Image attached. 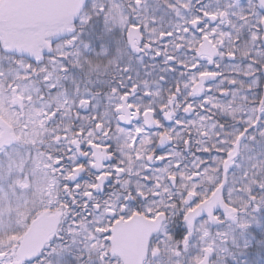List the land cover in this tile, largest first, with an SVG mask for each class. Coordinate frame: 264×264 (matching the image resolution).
Instances as JSON below:
<instances>
[{"label":"snow or ice","instance_id":"6c2138e0","mask_svg":"<svg viewBox=\"0 0 264 264\" xmlns=\"http://www.w3.org/2000/svg\"><path fill=\"white\" fill-rule=\"evenodd\" d=\"M0 264H264V0H0Z\"/></svg>","mask_w":264,"mask_h":264}]
</instances>
